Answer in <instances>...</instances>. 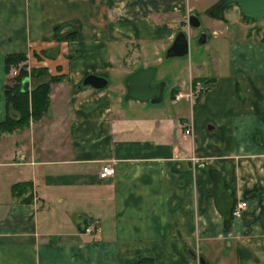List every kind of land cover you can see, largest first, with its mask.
Segmentation results:
<instances>
[{
  "label": "crops",
  "instance_id": "0c3cea01",
  "mask_svg": "<svg viewBox=\"0 0 264 264\" xmlns=\"http://www.w3.org/2000/svg\"><path fill=\"white\" fill-rule=\"evenodd\" d=\"M217 2L0 0V62L25 53L62 77L40 121L0 130V264H264V43L205 31L216 54L165 58L191 15L223 25L205 12ZM148 67L162 101H124ZM0 68L1 123L12 113ZM89 75L108 85L84 86ZM201 77L216 81L195 101ZM106 164L116 174L102 179ZM213 169L235 207L247 203L229 230ZM21 183L30 204L12 195Z\"/></svg>",
  "mask_w": 264,
  "mask_h": 264
},
{
  "label": "water",
  "instance_id": "95a60500",
  "mask_svg": "<svg viewBox=\"0 0 264 264\" xmlns=\"http://www.w3.org/2000/svg\"><path fill=\"white\" fill-rule=\"evenodd\" d=\"M230 5H236L241 14L252 20L264 19V0H222L218 5L213 7L209 15L215 20H224L225 11ZM187 23L193 29L201 27V20L196 15H191ZM207 34L200 33L197 38L198 45H204L207 42ZM190 52V39L186 31L177 33L173 44L165 53V58H185ZM157 69L155 67L141 68L130 75L126 82V95L124 101H139L143 103L159 104L162 101L163 89L165 84L162 82L155 83ZM33 82L28 78L22 83V92H30ZM84 86H92L95 89H103L108 85L104 78L89 75L83 81ZM16 117V116H15ZM209 176L213 180V196L216 206L224 218V228L229 230L232 226L233 211L235 208V199L225 187V180L222 174L213 169L209 171ZM195 255V254H194ZM196 256V255H195ZM136 264V261L135 263ZM199 264H206L203 258H199Z\"/></svg>",
  "mask_w": 264,
  "mask_h": 264
},
{
  "label": "rangeland",
  "instance_id": "374dc122",
  "mask_svg": "<svg viewBox=\"0 0 264 264\" xmlns=\"http://www.w3.org/2000/svg\"><path fill=\"white\" fill-rule=\"evenodd\" d=\"M217 1H218L217 4H219V2L221 0H217ZM236 8L237 7L232 6L225 11V18L223 20L224 21L223 25H219L218 23L207 24L205 21H203V18H202L203 14H201V15H198V17L200 18V20L202 22L201 27L199 29H193V28L189 27L188 24H183V26H181V28L182 27L185 28V31L187 32L189 39H190L189 56H191V55H199V56L208 55L209 56V55H213V54L217 53L216 43H212L208 47H205L206 44H204V45H198L197 44V38H198L199 32L203 33L205 31H207L208 36L212 38L211 40H214V39L218 40L220 38L222 39V38H224L223 34H225L227 38H238V39H244V40L247 39L248 42L253 41V42L264 43V19H263V21L262 20H253V21L247 20L241 15L239 9L238 8L236 9ZM210 10H211V7L205 11L206 15H209ZM214 24H216V25H214ZM181 31H183V30H181ZM10 55H23L24 59H18L17 61L8 65L6 62V59ZM36 65H38V64H36ZM1 66L3 68L2 70L5 73L7 80H9L11 82V83L9 81L6 82L4 91H6L7 89L10 90V87L13 86V84H12L13 79L17 78L20 74L24 73V74H27L28 76H30V73L32 72L33 69H42L43 68L40 65L31 67L30 66V56L28 54H25V53H7V54H5L4 60L0 62V67ZM0 70H1V68H0ZM14 70H18V74L16 76L12 75V71H14ZM55 70H56V72L61 71V69L58 66H56ZM21 71H22V73H21ZM48 74L50 76H45L39 80H36L35 84L32 85L31 89L33 87L40 85L41 83H48V81L50 80V77L52 76L49 70H48ZM57 76H58V73L53 75V77H57ZM46 79H48V80H46ZM171 81H172V79H168L169 83H171ZM203 81H207V82H203ZM215 81H216L215 77L195 78L193 80V88H194L193 97L195 98V101H198L199 99H201L202 96H204V94L209 90V88H210L209 85L211 83H214ZM50 86H51V84H50ZM169 90H170L169 88H165V91H166L165 97H167L169 95V92H170ZM194 93H195V95H194ZM4 96H6V92H4ZM20 104H22V106ZM20 104H19V106H21L20 108H25L27 102L23 101ZM7 119H8V117H7ZM31 122H33L32 119L30 120L29 125ZM23 127H26V126H23Z\"/></svg>",
  "mask_w": 264,
  "mask_h": 264
},
{
  "label": "trees",
  "instance_id": "16d2710c",
  "mask_svg": "<svg viewBox=\"0 0 264 264\" xmlns=\"http://www.w3.org/2000/svg\"><path fill=\"white\" fill-rule=\"evenodd\" d=\"M232 6H236V5H230L228 8ZM244 18L253 21L252 19H248L246 17ZM58 33L59 30H57L56 32V37H58L57 35ZM66 39L70 40L73 39V37L68 36ZM18 59H24V56L10 55L7 57L6 62L9 65L17 61ZM31 73L30 76L24 73L20 74L17 78L13 79L12 82L13 86L10 87V90L7 89L5 91L6 105L8 110L11 111L12 115H9L6 121L0 123V130L4 132H12L16 128L28 126L31 119L33 122H38L42 119V117L45 115L46 111L48 110V107L50 105V84L53 82L60 81L62 77L51 76L48 83H41L40 85L33 87L30 92H26V93L22 92V83L24 80L29 78L34 85L36 80H39L45 76H50L48 74V69L45 67H43L42 69H33ZM203 82H207V81H203ZM23 101L27 102V104L25 108H20L22 106V104L20 103ZM19 104L21 106H19ZM29 191L31 193L30 196L25 198L24 195H26ZM32 191H33V187L31 183H21L14 185L12 187L13 197L22 199L21 201L23 203L30 204L33 201ZM136 264H154V261L150 258H141L139 260H136Z\"/></svg>",
  "mask_w": 264,
  "mask_h": 264
},
{
  "label": "built area",
  "instance_id": "2783aa9c",
  "mask_svg": "<svg viewBox=\"0 0 264 264\" xmlns=\"http://www.w3.org/2000/svg\"><path fill=\"white\" fill-rule=\"evenodd\" d=\"M18 74V70L12 71V75L16 76ZM193 96V93L190 94V97ZM182 96H178L177 99H180ZM191 129V128H190ZM186 130V134L190 135L192 130ZM116 174L115 167L112 164H106L102 167L101 173H100V178L105 179L109 177H113ZM247 208V203L246 202H240L237 204V206L234 208L233 211V217H240L242 212ZM95 230L92 226H87L85 228L86 233H93Z\"/></svg>",
  "mask_w": 264,
  "mask_h": 264
}]
</instances>
